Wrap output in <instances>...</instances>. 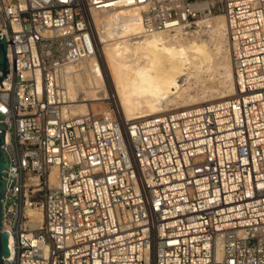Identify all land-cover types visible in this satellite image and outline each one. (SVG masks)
I'll return each instance as SVG.
<instances>
[{
	"label": "built area",
	"instance_id": "2783aa9c",
	"mask_svg": "<svg viewBox=\"0 0 264 264\" xmlns=\"http://www.w3.org/2000/svg\"><path fill=\"white\" fill-rule=\"evenodd\" d=\"M121 7L143 35L221 13L237 93L67 117L60 74L94 55L93 12ZM0 35L4 264H264V0H0Z\"/></svg>",
	"mask_w": 264,
	"mask_h": 264
},
{
	"label": "bare ground",
	"instance_id": "6f19581e",
	"mask_svg": "<svg viewBox=\"0 0 264 264\" xmlns=\"http://www.w3.org/2000/svg\"><path fill=\"white\" fill-rule=\"evenodd\" d=\"M136 14V9L129 7L93 12L94 55L67 66L60 74L61 102L67 117L89 112L86 101L92 100L112 99L115 113L137 119L225 100L237 93L229 49L225 47L229 40L222 14L209 21L205 18L210 24L204 26L211 30L215 50L221 53L226 84L219 91L207 93L204 87L193 90L201 71L213 61L207 41L194 39L193 34L188 37L198 27L190 23L173 33L143 35L139 23L133 21ZM0 111L3 112L1 105ZM30 214L39 217L35 210Z\"/></svg>",
	"mask_w": 264,
	"mask_h": 264
},
{
	"label": "rangeland",
	"instance_id": "374dc122",
	"mask_svg": "<svg viewBox=\"0 0 264 264\" xmlns=\"http://www.w3.org/2000/svg\"><path fill=\"white\" fill-rule=\"evenodd\" d=\"M218 14H221V13H219V12H215V13H213L210 17H207V19H208V21L209 20H211L210 18H212V17H214L215 15H218ZM205 18H199L198 20H196L195 22H193L194 23V25L196 26V27H198V28H196L195 29V32L193 33H189V36L188 37H190V38H192L191 37V35L193 34V35H195V36H193V38L194 39H197V40H199V39H203V40H205V41H207L208 43V46L210 47L209 49H211V51H210V53L211 54H213V56L211 55V58H212V65L209 67L210 68V71H209V68L207 69V70H204V71H207V72H204L203 70L201 71V73H200V76H199V81H198V83H196V86L195 87H193V90H194V88L195 89H200V88H202V87H204V88H202L203 89V91H205V93H207V92H215V91H219V89L221 90L222 88H223V86L226 84L225 83V81H226V79L224 78V66L222 67L221 66V62H222V56H221V53H217L216 51L217 50H215L216 49V47L214 46L215 45V43H216V41H214L215 39H214V37H212L211 38V30L208 28L207 29V27L206 26H204V25H209L210 24V22H208L207 21V19L206 20H204ZM208 22V23H207ZM198 26H197V25ZM203 24V25H202ZM192 30V29H191ZM185 31H187L188 32V29L186 30L185 29ZM173 33V32H172ZM211 39H212V42H211ZM214 39V40H213ZM214 41V42H213ZM112 42V41H111ZM225 42V41H224ZM110 43V42H109ZM214 43V44H213ZM213 46V47H212ZM215 47V48H214ZM225 47L227 48L228 47V49H229V45L227 46V42H225ZM222 48H224V46L222 47ZM221 48V49H222ZM212 50L214 51V52H212ZM216 52V53H215ZM216 58V59H215ZM218 64V65H217ZM214 65H216V66H214ZM223 65V64H222ZM213 67V68H212ZM212 70V71H211ZM202 72H204V73H202ZM209 73V74H208ZM208 75V76H207ZM203 78H202V77ZM207 76V77H206ZM200 79H202V80H200ZM205 79V80H204ZM210 79V80H209ZM223 79V80H222ZM224 79H225V81H224ZM193 80V79H192ZM204 80V82H202V84H201V81H203ZM207 80H208V82H207ZM200 83V84H199ZM195 84H193V86H194ZM200 87H199V86ZM198 86V87H197ZM212 88V89H211ZM201 89V90H202ZM205 89V90H204ZM211 89V90H210ZM200 90V91H201ZM207 91V92H206ZM81 95H80V97L79 98H81L83 95H82V93H80ZM87 103H88V107H89V112H93V113H102V111H105V110H109V112L110 111H114V108H115V106H114V103H113V101H112V99H101V100H92V101H86ZM115 110H117L116 108H115Z\"/></svg>",
	"mask_w": 264,
	"mask_h": 264
},
{
	"label": "water",
	"instance_id": "95a60500",
	"mask_svg": "<svg viewBox=\"0 0 264 264\" xmlns=\"http://www.w3.org/2000/svg\"><path fill=\"white\" fill-rule=\"evenodd\" d=\"M8 59H7V41L4 35H0V82L8 72ZM7 125L4 122V115L0 112V264H4V259L10 254L8 247V233L1 230V213H2V198L5 191V177L8 169V155L4 148L5 133Z\"/></svg>",
	"mask_w": 264,
	"mask_h": 264
}]
</instances>
